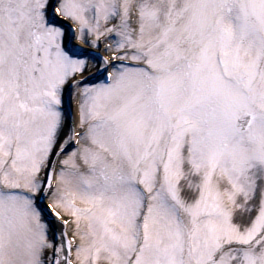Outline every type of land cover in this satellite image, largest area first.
Wrapping results in <instances>:
<instances>
[{
  "label": "snow or ice",
  "instance_id": "1",
  "mask_svg": "<svg viewBox=\"0 0 264 264\" xmlns=\"http://www.w3.org/2000/svg\"><path fill=\"white\" fill-rule=\"evenodd\" d=\"M0 264H264V0H0Z\"/></svg>",
  "mask_w": 264,
  "mask_h": 264
}]
</instances>
